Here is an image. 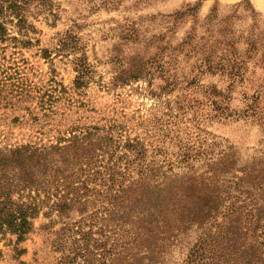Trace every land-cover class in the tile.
Returning a JSON list of instances; mask_svg holds the SVG:
<instances>
[{
  "label": "rangeland",
  "instance_id": "374dc122",
  "mask_svg": "<svg viewBox=\"0 0 264 264\" xmlns=\"http://www.w3.org/2000/svg\"><path fill=\"white\" fill-rule=\"evenodd\" d=\"M46 4L50 8L43 12L30 6L28 19L36 32L22 36L8 23L19 40H0V80L9 77L0 90V142L71 145L53 158L66 169L62 172L74 169L101 193L90 192L84 212L74 207L59 217L56 209L44 207L52 213L33 219L34 228L19 242L15 233L0 228V264H188L192 245L219 225L210 246L216 256L225 252L229 229L239 224L251 231L250 241L253 220L244 207L264 210V0ZM79 65L87 67L81 86ZM18 79L34 90L21 94L12 85ZM86 131L97 134L93 144L108 143L96 150V163L80 157L93 155L89 142L74 147L72 137ZM135 138L143 145L141 165L127 147ZM113 166L135 177L138 169L148 168L156 182L186 198L189 215L180 220V229L149 236L145 258L109 252L121 233L118 227L113 234L103 219L106 183L93 180V172L107 176ZM246 191L258 192V199ZM235 202L243 204L241 214L230 215ZM79 221L87 237L77 231ZM204 260L198 254L196 264Z\"/></svg>",
  "mask_w": 264,
  "mask_h": 264
},
{
  "label": "trees",
  "instance_id": "16d2710c",
  "mask_svg": "<svg viewBox=\"0 0 264 264\" xmlns=\"http://www.w3.org/2000/svg\"><path fill=\"white\" fill-rule=\"evenodd\" d=\"M46 1L0 0V18L2 19L0 21V40L2 42L19 40L18 37L12 36L9 32L8 23H13L22 36H28L30 31L36 32V26L28 19L30 6L33 4L35 8L39 9V12H43L46 8H50ZM62 44L66 46L65 43ZM79 66L76 83L81 86L87 74V67ZM1 68L0 66V71ZM8 78L5 75L1 79L2 81L0 80V90L6 86L7 81L5 79L8 80ZM12 85L16 86L17 89H21L19 90L21 94H30L34 90L33 86L24 85V82L20 79L17 80V83L13 82ZM95 135L97 134L93 131H86V134L82 137H79L80 135L72 137V139L74 138L73 142L77 141V144H74L77 150L79 143L84 145L85 142H89L87 147L91 151L90 153L93 152V155H78L86 157L85 164L96 163V161H93L95 156L99 158L96 155V150L103 148L104 145L108 146L107 142L106 144H93L95 140H92V138ZM102 137L108 140V136ZM133 140L134 142H131V140L126 146L133 149L136 156H138V158L133 159L135 163L138 162L137 159L142 153L143 145L141 147L142 143L138 138ZM59 142L41 146L26 143L11 145L10 147L3 146L0 142V228L6 227V229L15 233L18 236V242L24 240L25 236L34 228L33 219L42 212L46 217L52 213V211H43L44 207L50 206L51 209H56L59 217H62L64 212L70 211L74 207L79 212L86 211V205L91 201L88 195L95 188L89 187L85 179H78L79 177L76 176L74 169L70 172H62L66 169L62 168L59 159L53 158L56 153L62 156V153L71 147V145H60ZM108 150L114 156V149L109 148ZM83 151L79 150V152ZM118 157L122 158V156ZM114 164L117 163L114 162ZM138 165H141V163L138 162ZM126 168L128 167L126 166ZM43 169L44 172L41 173ZM101 172V170L96 169L93 172L95 176L93 180L100 178V181L106 183L105 190L107 194H104L101 198L103 201L107 200L108 208L104 211L107 213L103 216V219L107 221L109 226L113 227V229L111 228L113 234L118 233L116 230L118 227L120 228L119 233H121V236H118V238L123 240V242H120L118 238L113 240L109 249V252L113 253L112 256L124 253L134 256V258L138 255L143 258L147 257L151 252V249L145 245L148 237L161 234L171 235L180 229V220L185 215H189L186 212V198L179 196L178 192H174V187L165 186L162 181L156 182L154 173L149 171L148 168L138 169L136 172L137 177L134 173L128 172V169L119 172L116 166L110 168L106 173L107 176L101 174V177H98ZM12 173V176H8ZM77 179L78 181H76ZM53 185L55 186L52 187ZM13 192L20 194L19 198L14 199L12 197ZM100 193L101 191H99ZM246 193L249 194L251 191H246ZM257 194L258 192L253 191L249 196L256 200L258 199ZM181 201H183V207H179ZM242 207L243 204L237 206L235 202L234 205L229 207L230 215L241 214ZM244 208L248 210L246 212H250L253 220V224L250 226L253 233L250 241H248V236L251 231L247 225L239 224L234 230L229 229L232 233H228L227 245L224 246L225 252L216 256L213 249L210 250V246L215 242L214 239L218 237V231L221 228V225H219L216 231L200 235L198 241L190 248L194 252L190 254V258H194L188 260L187 263L196 264L199 254L205 258L203 264H212L213 262L217 264L222 259L225 260L224 264H264V210L257 211L255 207L250 208L247 205ZM94 213L97 215L98 212ZM247 221L248 217H246ZM79 223L82 227L81 221ZM81 227L77 231L85 233L84 237H87L89 231L86 232ZM65 229L66 227L62 228V230ZM126 230L129 233L127 236L125 234ZM130 234L131 239H129ZM126 237L127 241H125ZM119 245L121 247H118ZM142 249H145V251L141 252ZM152 251H155V248H152Z\"/></svg>",
  "mask_w": 264,
  "mask_h": 264
}]
</instances>
